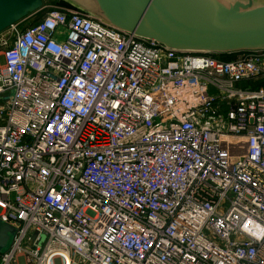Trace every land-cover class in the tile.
Masks as SVG:
<instances>
[{
  "label": "built area",
  "instance_id": "1",
  "mask_svg": "<svg viewBox=\"0 0 264 264\" xmlns=\"http://www.w3.org/2000/svg\"><path fill=\"white\" fill-rule=\"evenodd\" d=\"M263 79L73 8L0 33V264H264Z\"/></svg>",
  "mask_w": 264,
  "mask_h": 264
},
{
  "label": "water",
  "instance_id": "2",
  "mask_svg": "<svg viewBox=\"0 0 264 264\" xmlns=\"http://www.w3.org/2000/svg\"><path fill=\"white\" fill-rule=\"evenodd\" d=\"M60 1L178 53L264 51V0H95L93 14ZM42 7L43 0H0V33ZM14 235V228L0 220V255L10 249Z\"/></svg>",
  "mask_w": 264,
  "mask_h": 264
},
{
  "label": "rangeland",
  "instance_id": "3",
  "mask_svg": "<svg viewBox=\"0 0 264 264\" xmlns=\"http://www.w3.org/2000/svg\"><path fill=\"white\" fill-rule=\"evenodd\" d=\"M60 0H43V7L45 11L64 7L59 3ZM69 3L75 5L78 9L93 14V5H96L95 0H67ZM60 4V5H59ZM69 8V7H67ZM95 14V13H94ZM111 26V25H109ZM264 80H262L263 82ZM261 82V81H260ZM10 245V243H9Z\"/></svg>",
  "mask_w": 264,
  "mask_h": 264
},
{
  "label": "trees",
  "instance_id": "4",
  "mask_svg": "<svg viewBox=\"0 0 264 264\" xmlns=\"http://www.w3.org/2000/svg\"><path fill=\"white\" fill-rule=\"evenodd\" d=\"M59 3H60L62 6H64V7H69V8H71L69 5H67V4H65V3L61 2V1H59ZM60 4H59V5H60ZM217 58H219V59H221V60H223V61H232V60H234L235 55L221 54V55H218ZM263 80H264V79H263ZM252 87H253V89H256V88H259V87H263V88H264V81L262 82V80H261V82L259 81V82H257V83L251 84V88H252Z\"/></svg>",
  "mask_w": 264,
  "mask_h": 264
}]
</instances>
